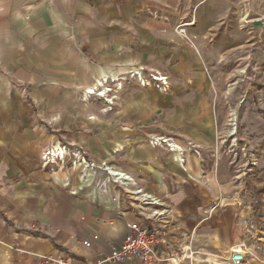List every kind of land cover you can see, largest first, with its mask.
Returning <instances> with one entry per match:
<instances>
[{
    "label": "crops",
    "instance_id": "crops-1",
    "mask_svg": "<svg viewBox=\"0 0 264 264\" xmlns=\"http://www.w3.org/2000/svg\"><path fill=\"white\" fill-rule=\"evenodd\" d=\"M255 1L260 4L259 15L264 16V0H0V264H36L38 256L55 250L78 259L98 257L118 246L127 223L139 217L120 188L109 185L106 192L100 190L97 179L104 172L97 174L78 164L50 171L39 162L44 146L65 141L67 133L39 127L22 99L24 87L34 94V50H41L38 55L48 66L45 73H50L44 80H59L53 66L85 64L84 48L97 64L78 67L73 77L79 82L91 85L117 62L131 64L127 68L145 62L159 66L151 67L168 74L170 82L190 81L174 87L177 96L186 95L175 105L182 114L173 125L177 133L170 138L181 146L194 142L201 153L188 149L182 166L176 152L147 142L152 134H168L146 129L145 117L130 114V107L119 110L109 122H91L93 136L72 138L88 148L96 163L105 160L162 200L160 208L165 213L156 224L163 226L166 261L144 264H171V259L177 264H264V252H251L249 259L244 254L238 263L225 252L231 245L232 223L212 214L223 186V174L212 153L216 106L208 101V75L200 67L192 72L193 63L214 64L231 49L246 48L242 19L235 18L247 17L248 5L252 2L253 9ZM187 18L193 20L186 26L187 33L197 36V57L190 59L185 53L188 42L175 31L178 22ZM76 22L78 26L71 27ZM73 31L82 34L76 33L74 41L63 36ZM171 64L173 71H180L173 78L165 67ZM60 79L71 80L69 75ZM47 100L46 110L54 116L58 111L53 95ZM59 112L64 116L66 110ZM82 113L79 108L78 118L86 122ZM52 123L61 128L70 125L55 119ZM196 128L205 133L195 134ZM33 225L40 228L27 227ZM93 233L98 239L92 248L84 247L82 239Z\"/></svg>",
    "mask_w": 264,
    "mask_h": 264
},
{
    "label": "rangeland",
    "instance_id": "rangeland-1",
    "mask_svg": "<svg viewBox=\"0 0 264 264\" xmlns=\"http://www.w3.org/2000/svg\"><path fill=\"white\" fill-rule=\"evenodd\" d=\"M251 4L252 2L248 5L247 17H244L243 14L244 18L241 15L235 18L236 21L243 18L241 20L243 27L241 26V28L245 30L243 34L246 36V48H241L239 51L231 49L230 53L219 58L217 63L207 62L206 65L201 63L198 66L197 63H193L192 66V72L200 67L202 72L208 75L210 81V89L207 92L208 101L209 104L216 106V109L213 108L216 111L213 112L215 126L212 153L215 161H218V170L223 174L221 177L223 178V186H221L222 193L216 194L214 201L216 204H214L215 209L212 214L228 218L232 223L231 245L225 252L231 253L233 248L239 247L245 252L248 259L251 257V252H264V25L260 27L255 24L258 22L257 20L264 22V16L259 15L261 10L258 1L254 2L253 9ZM92 19L91 16L88 22H92ZM186 20L190 19L187 18ZM78 24L76 22L71 27H77ZM63 33V36L70 41L76 39V33L82 34L76 31ZM176 33L180 34L177 31ZM104 36H111V33L104 32ZM40 51L39 49L34 50V53H37L34 57V94L24 87L22 99L30 106L34 114V122L38 123L39 127L43 126L46 131L50 132L67 133L64 137L65 141H60L58 144L65 143L73 150L82 145L86 151L87 162L96 163L90 158L88 148L84 144L72 140V138L75 139L86 134L93 136L95 130L91 122H109L115 119L119 110L122 111L127 107H130V114L139 113L145 117L147 121H144V127L146 129L149 127L158 129L170 137H172L171 134L177 133L173 125L182 113L180 114L175 110V105L176 103L181 104L184 99L183 96L186 94L177 96V89L174 87L190 83V81L179 79L174 81L172 79L169 87L171 90L166 92H158L154 88V91L152 89L143 90L136 83L125 81L118 90L111 108L100 112L107 107L108 103L96 95L86 96L84 90L89 86L90 81L79 82L73 77L76 75L78 67L85 68L97 64L89 49L84 48L83 50L85 64L79 63L76 64L77 66L55 64L53 66L55 77L59 80H44L50 72L45 73L48 66L44 62L45 60L38 55ZM185 53L190 59L194 54L197 57L198 52L196 47L189 44ZM156 60H159L158 57L155 58ZM133 64H142L151 69H154L151 66L160 68L151 64L146 65L145 62ZM128 65L118 62L112 63L110 65L112 69H109L112 71L108 70L109 72L102 74L126 69ZM68 66H70L69 69ZM165 67H169V74L172 78L174 77L173 74L176 75L180 72L173 71L175 70L173 64ZM161 68L163 69V67ZM163 70L166 71V69ZM64 75H69L71 80L60 79ZM32 85L33 83H30L29 87ZM52 95L55 101V109L58 112L54 113V116H49L45 101L50 99ZM62 108L66 110L64 116L59 112ZM79 108H83L84 113L82 114L87 120L86 122L78 118ZM90 115H94L96 118H88ZM54 119L60 122H69L70 125L61 128V124L55 123L54 125L52 123ZM229 131L234 133L229 134ZM196 133H205V130L196 128ZM184 140L192 142L189 137L184 138ZM192 143L187 150L189 149L195 154L201 153L200 147ZM53 144L44 146L39 155L40 165L50 171L59 167H74L68 157L64 162L45 163L43 154ZM162 147L166 146L163 145ZM87 170L94 171L93 168H87ZM208 214L210 215V212ZM27 227L32 230L40 228V226L34 225ZM178 255L181 257L183 253L179 252Z\"/></svg>",
    "mask_w": 264,
    "mask_h": 264
},
{
    "label": "built area",
    "instance_id": "built-area-1",
    "mask_svg": "<svg viewBox=\"0 0 264 264\" xmlns=\"http://www.w3.org/2000/svg\"><path fill=\"white\" fill-rule=\"evenodd\" d=\"M192 21H180L175 26V29L191 46L196 47L194 39L197 36L187 33L186 30V26L190 25ZM101 76H99L101 78L99 85L92 89L88 86L84 91L86 96L96 95L108 103L107 107L104 108L105 110L111 108L112 104H114L117 92L125 81L136 83L142 88L152 87L161 92L168 91L170 87L169 77L166 73L158 69L147 68L145 65L130 66L126 69H118L117 72L102 74ZM147 142L152 146L159 147L168 143L164 140V135L157 137L153 134L147 138ZM53 145L49 146L43 154V157L47 156L44 159L45 163L64 162L68 157L74 166L85 164L86 168H93L94 171H97V174L105 172L101 179H97V185L100 190L106 192L109 185L120 188L128 199L132 200V206L137 210L139 217L137 220L127 223V230L118 246H111L98 257L78 259L63 251L55 250L53 253L38 256L36 264H123L124 262L128 264H144L166 261L164 248H162L165 244L163 226L156 224L157 221L161 222V218L165 213V209L160 208L162 200L151 192H147L142 187L137 186L133 176L126 173L122 174L129 178L125 180L121 179V172L113 174L111 165L105 161H101L99 164L87 162L86 151L82 145L73 150L69 145L59 143L58 145L65 149V155L53 160V155L50 154ZM165 146L169 148L167 145ZM188 147L189 144H185V152ZM181 159L184 161V156H181ZM97 239L98 234L93 233L88 238H83L81 243L86 248H92ZM244 254V251L233 250L229 255V260L236 263L241 262L244 260ZM171 264H177L175 259H171Z\"/></svg>",
    "mask_w": 264,
    "mask_h": 264
},
{
    "label": "bare ground",
    "instance_id": "bare-ground-1",
    "mask_svg": "<svg viewBox=\"0 0 264 264\" xmlns=\"http://www.w3.org/2000/svg\"><path fill=\"white\" fill-rule=\"evenodd\" d=\"M244 18V17H243ZM243 18H242V20H243ZM243 22V21H242ZM246 22V21H245ZM104 75V74H103ZM100 77H102V76H100ZM99 76L97 77V78H95L94 80H93V83L91 84V85H89V88L90 89H92V88H95V86H97V85H99L100 84V78ZM89 92H92V91H89ZM100 111H105V109H102V110H100ZM234 132L233 131H229V134H233ZM157 137L159 136V135H156ZM159 138H162V137H159ZM164 140L166 141V142H168L167 144H165V145H167L168 147H169V149L170 150H172V152H176L177 154H178V160H179V164L181 165V164H183V162L184 161H182V159H181V156H183V154L185 153V146L184 145H179V144H177V143H175L170 137H168V136H164ZM182 151H183V154H182ZM50 154L51 155H53L52 156V159L53 160H56V158H61V157H63L64 155H65V149H63L62 148V146H60V145H58V144H54L53 146H52V149L50 150ZM47 156L45 155L44 156V159L46 158ZM185 160V159H184ZM185 164V163H184ZM79 165H82V166H84L85 167V164L83 165V164H79ZM182 166V165H181ZM112 172H113V174H119L120 172H121V175H120V177H121V179H125V180H128L129 178H127V176H124V175H122V174H125V172L124 171H120V170H117V169H115V168H113L112 167ZM127 174V173H126ZM233 250H239V251H242V249L241 248H239V247H236V248H233Z\"/></svg>",
    "mask_w": 264,
    "mask_h": 264
}]
</instances>
